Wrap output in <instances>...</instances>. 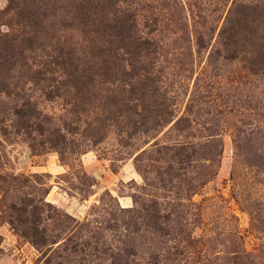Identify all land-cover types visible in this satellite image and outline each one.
<instances>
[{
    "label": "rangeland",
    "instance_id": "374dc122",
    "mask_svg": "<svg viewBox=\"0 0 264 264\" xmlns=\"http://www.w3.org/2000/svg\"><path fill=\"white\" fill-rule=\"evenodd\" d=\"M199 1L203 9H194L216 35L231 0ZM5 4L0 0V7ZM171 69L164 80L177 92L180 114L197 71L185 66L188 78L181 87ZM219 71L223 78L214 92L219 96H192L194 122L185 134L166 126L152 137L138 134L124 147L109 130L99 143L63 157L50 148L32 151L8 124L13 105L25 97L52 118L47 125L52 130L64 118V100H48L38 89L20 98L2 96L0 119L7 131L0 130V264H155L157 254L178 243L186 248L179 258L190 260L229 256L240 247L255 250L264 229V77L248 74L236 62ZM216 104L232 112L219 114ZM215 133L222 151L212 161ZM75 137L81 143L82 137ZM154 140L189 142L196 154L191 167L168 166L167 155L149 151ZM138 149L146 152L135 157ZM174 169L179 177L167 182L165 170ZM30 200L43 207L41 227L56 243L36 247L10 225L9 206ZM167 217L174 225L168 235L162 229Z\"/></svg>",
    "mask_w": 264,
    "mask_h": 264
},
{
    "label": "trees",
    "instance_id": "16d2710c",
    "mask_svg": "<svg viewBox=\"0 0 264 264\" xmlns=\"http://www.w3.org/2000/svg\"><path fill=\"white\" fill-rule=\"evenodd\" d=\"M199 4V0H6L0 7V98H20L25 91L38 89L46 99L60 97L65 105L64 118L51 130L47 125L52 118L23 97L13 105L8 126L32 151L55 149L61 157L67 152L80 154L83 146L99 143L109 130L124 147L136 135L152 137L166 126L185 134L194 122L192 96H219L214 92L223 78L221 65L236 62L248 74L264 77V0H231L216 35L207 17L194 9H203ZM170 65L171 76L181 87L187 77L183 68L197 71L180 114L177 92L164 80ZM221 105L214 107L219 114L232 112ZM0 130L7 131L1 119ZM76 135L82 137L81 143L73 141ZM219 136H212L218 141L209 154L212 161L222 151ZM149 151L162 152L170 158L168 166L176 164L179 169L183 163L191 167L196 157L187 141L154 140ZM137 152L135 157L146 149ZM164 173L167 182L179 177L175 169ZM8 209L12 228L33 245L56 243L41 227L43 207L30 200ZM167 220L162 228L166 235L174 228ZM259 233L260 244L252 251L240 247L229 256L205 254L190 260L179 258L186 248L178 243L157 254L155 264H264V229Z\"/></svg>",
    "mask_w": 264,
    "mask_h": 264
}]
</instances>
